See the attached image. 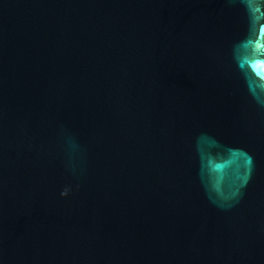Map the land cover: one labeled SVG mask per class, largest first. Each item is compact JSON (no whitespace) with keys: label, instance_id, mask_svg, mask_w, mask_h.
<instances>
[{"label":"water","instance_id":"1","mask_svg":"<svg viewBox=\"0 0 264 264\" xmlns=\"http://www.w3.org/2000/svg\"><path fill=\"white\" fill-rule=\"evenodd\" d=\"M0 264H264V0H0Z\"/></svg>","mask_w":264,"mask_h":264}]
</instances>
